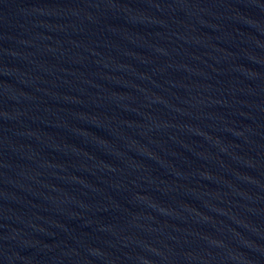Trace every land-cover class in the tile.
I'll list each match as a JSON object with an SVG mask.
<instances>
[{
  "label": "water",
  "instance_id": "obj_1",
  "mask_svg": "<svg viewBox=\"0 0 264 264\" xmlns=\"http://www.w3.org/2000/svg\"><path fill=\"white\" fill-rule=\"evenodd\" d=\"M0 264H264V0H0Z\"/></svg>",
  "mask_w": 264,
  "mask_h": 264
}]
</instances>
